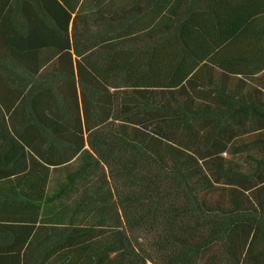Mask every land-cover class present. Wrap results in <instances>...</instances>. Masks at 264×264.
Segmentation results:
<instances>
[{
  "label": "trees",
  "instance_id": "obj_1",
  "mask_svg": "<svg viewBox=\"0 0 264 264\" xmlns=\"http://www.w3.org/2000/svg\"><path fill=\"white\" fill-rule=\"evenodd\" d=\"M0 264H264V0H0Z\"/></svg>",
  "mask_w": 264,
  "mask_h": 264
}]
</instances>
